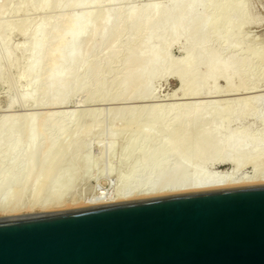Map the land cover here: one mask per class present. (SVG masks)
Masks as SVG:
<instances>
[{"label":"bare ground","instance_id":"bare-ground-1","mask_svg":"<svg viewBox=\"0 0 264 264\" xmlns=\"http://www.w3.org/2000/svg\"><path fill=\"white\" fill-rule=\"evenodd\" d=\"M98 1L101 0H35L31 5L43 9L48 8L52 3L64 7L66 5H94ZM238 6H245L244 0H241L240 3L236 1L225 3L222 0H171L170 4L166 6L149 2L141 7L131 6L125 13L124 19L119 16L117 11L114 12V15H111L109 13L111 9H102L100 16H98L99 19L96 18V12L72 13L69 16L68 26L64 28L50 27L52 22L49 18L40 20L34 26L31 22L24 23L21 26L23 34L29 35L31 32L29 30H32L31 37L29 35V43L26 46L29 59H27L23 77L27 79L28 87H35L33 90L28 88L26 92L20 93L22 103L32 101L36 104L45 97L49 98L51 102L66 101L68 95L65 90L70 85L75 84L73 68H83L84 66V53L80 48L82 42H96L94 43L96 46L109 45L111 35L117 31L123 20L130 23L132 34L135 32L145 33L146 38L139 45L136 52L128 55L124 75L119 81L120 85L124 86L121 87L124 90H129L130 93L132 92L130 90L138 92L142 89L140 94H144L140 96L146 98L149 96L148 93H150L153 78L160 73H162L160 75L172 74L178 81L180 96L188 95L191 97L190 100L185 102L173 101L175 106L172 103L170 105L173 110L175 109L172 115L154 116L155 122L159 121L158 123H160L165 120L163 131L161 130L160 142L166 146L162 152L164 157H174L175 162L171 167L160 171L158 178L151 183L145 179L141 188L136 190H133V188L130 192L128 190L123 193H105L96 199L94 196V199L91 198L87 202H85L87 200L85 198L86 200L82 201L79 206L183 190L264 181V132L261 135L259 134L260 136L250 134L245 123L233 127L234 122H243L253 114H255L256 119L262 120L264 123V109L261 112H255L253 108L255 104L257 106L258 103H263L260 101L264 97V93L257 91L259 89L253 90L255 86L257 88V86L264 84V65L261 69H258L255 64L260 60L264 63V46L260 51L248 52L250 50L247 48L240 55L237 53L240 49V42L236 38L240 28L246 23L241 14L234 12ZM94 20L97 21L98 25L92 23ZM181 38L185 39L183 55L175 61L173 59L174 62H170L169 65L167 62L168 66L160 69L168 61V48L174 41ZM213 42L217 44L214 48L211 47ZM158 45L163 49H158ZM223 49L228 50L226 55L221 54ZM4 54H7L6 58L10 61L11 52L5 50ZM255 58L260 59L259 61L256 59V61ZM202 65L206 66V72L200 75L199 67ZM1 70L0 66V73ZM90 70L91 72L94 71L95 67H90ZM219 79L224 81L222 88L216 86ZM249 83H252L253 86ZM134 87H138V91ZM252 88L253 90H251ZM201 93L205 94V98L208 99H202ZM20 94L18 93L16 97ZM212 94L220 96V98L213 99V96L210 98ZM199 95L201 100H197ZM175 97L178 98L179 96ZM14 103L12 98L9 99V106H13ZM182 103L186 107L184 113L180 112ZM172 109L171 111H173ZM35 114L31 112L27 115L28 122L25 128L26 140L24 143L16 136L13 137L14 116H12L13 119L9 118L10 121L7 118L11 122V126H8L4 132L0 130V141L12 138V142L6 148L0 149L3 152V157L6 158L0 159L2 165L13 166L16 164L15 159L18 157L17 159L23 165L25 172V168L32 167L30 161L33 158L39 156L41 159L44 157L46 149L49 150L48 147L55 144L54 140L48 136H44L45 139H39V136L45 132L42 126H40L41 128L36 126L35 119L38 117L36 118L37 114ZM63 114L60 116L62 121L55 124L59 135L62 134V123L72 119L71 112L69 115ZM53 117L46 114L39 117V119L42 118L43 121H47ZM210 121H215V124H211L210 127L196 133L197 137L192 136L194 137L192 138L191 132L185 130L187 127L203 125ZM143 134L150 135L151 132L147 130ZM218 135L221 137L218 141L211 140V137ZM145 161L147 162L146 157ZM215 162L227 164L230 169L216 171L208 169ZM48 165L45 164L46 168ZM145 165L148 166V164ZM246 165L253 167V173L251 175H239L238 172H241V169ZM39 180H36L37 183L32 187V192H35L36 196L38 194L36 190L40 186ZM3 196L9 198L7 192ZM31 196H33L31 203H34L35 196L33 193ZM35 202L37 201L35 200ZM31 203L30 206L26 205L27 208L21 207L22 209H18V205L16 209L13 205H10L12 209L14 207V210H11L9 206V210H5L6 207L2 208L0 209V215L9 213L11 215V213L16 212L20 214L24 211L48 210L57 207H72L70 206L72 205L70 200L68 201L69 204L57 200L56 203L51 204L50 201V204L46 202L44 205H36L37 207L32 206ZM74 206L78 205L74 203Z\"/></svg>","mask_w":264,"mask_h":264},{"label":"rangeland","instance_id":"rangeland-1","mask_svg":"<svg viewBox=\"0 0 264 264\" xmlns=\"http://www.w3.org/2000/svg\"><path fill=\"white\" fill-rule=\"evenodd\" d=\"M4 1L2 0L1 5H3H0L2 7H0V59L2 58L0 60L2 69L0 73V130L4 132L8 126H11L9 118H15L16 122H13L15 124L12 128L13 137L16 136L24 143L26 140L25 128L28 122L27 115L34 112V114H37L36 118L38 117V120L35 119L36 126L38 128L42 126L45 132L39 136V139L42 140L48 136L54 140L55 144L48 147L49 150L46 149L43 159H40L39 156L38 159L36 156L30 161L33 167L29 168L31 170L25 168L24 172L23 165L17 159L18 157L15 159L16 164L13 162V166L0 163V209L6 207L5 210H9L8 206L10 207V205H13L15 209L17 205L18 209L21 207L27 208L30 206L31 199H33L32 193L36 197V199L34 197V203H31L34 207L44 205L46 202L50 204V201L53 204L57 200L63 201V203H68L70 200L72 201L70 206L76 207L74 203L79 206L82 201L87 199L85 201L87 202L91 198L94 199V196L96 199L105 193H123L128 190L130 192L133 188V190L141 188L145 179L149 183L153 182L158 178L160 171L166 170L167 167L174 164L173 156L165 158L162 153L166 148L165 144L160 142L161 130L163 131L165 120L160 123H158L159 121L155 122L154 116L172 115L175 111L170 106L171 103L172 105L175 104L173 101L185 102L190 100L191 97L186 95L182 98L180 96L178 81L172 74L160 75L162 74L160 73L153 78L151 90L148 93L149 96L146 98H141L140 95L144 93L140 94L142 89L138 91V87H134L138 92L130 90L132 94L129 90L122 88L124 86L120 85L119 81H121L126 69V59L129 54L137 51L139 45L146 38L145 33L135 32L136 34H132L130 23L125 20L121 21L117 31L111 35L109 45L96 46L94 44L96 43L94 42L95 39L93 40L94 43L82 42L80 48L84 53V66L83 68L75 67L76 69L72 67L74 69L75 84L70 85L65 90L68 95L66 101L51 102L49 98L45 97L35 104L32 101L22 103L20 98V93L26 92L28 88L29 90L35 89L32 86L28 87L27 79L23 77L27 59H29L26 46L32 32V30H29L31 31L30 37L22 33L21 26L24 23L31 22L34 26L40 20L49 18L52 22L50 27L64 28L68 26L69 16L72 13L96 12V18L99 19L98 16H100L102 9H111L109 11L111 15H114V12L117 11L119 16L124 19L125 13L131 6L141 7L149 2L166 6L170 4L171 0H101L96 3L97 5L94 4L95 6L84 4L80 6L66 5L64 7L52 3L48 8L43 9L31 5L35 0H10V2L6 0L5 4ZM229 1L241 2V0H222L225 3ZM244 2L245 6H238L234 10L237 14H241L246 21L240 28V32L238 31V37L236 36L237 41L240 42V49L237 51L239 55L245 52L247 48L250 50L248 52H252L255 50L260 51L264 46V0H244ZM92 23L98 25L95 20ZM183 39L181 38L171 44L167 50L168 61L160 69L162 67L166 68L170 62L173 63L183 55L185 51L183 50L185 39ZM216 45L214 42L211 43L213 48ZM158 49L162 50L163 48L158 45ZM5 50L11 52L13 58L10 59L12 61L6 58ZM227 53V49L221 51L222 55ZM256 59L259 61L260 58ZM260 61L255 63L258 69H261L264 65ZM92 66L95 67V70L91 72L90 67ZM205 72L206 66H200L199 74L203 75ZM249 84L252 85V83ZM217 85L218 88H222L224 81L219 79ZM263 87L264 84L257 86V88L255 86L254 90L253 88L251 90L256 91L255 89H259L257 91L264 93ZM131 88L133 89V87ZM18 93L20 99L16 97ZM200 95L203 96L202 99H208L205 98V94L201 93ZM200 95L197 96L199 97L197 100H201ZM175 96L179 97L176 98ZM208 96L210 97V95ZM212 96L213 99L220 98V96L214 94L210 98ZM11 98L15 102L13 106H9V99ZM263 99L264 97L260 101L263 103H258L257 106L255 104L253 107L255 112H261L264 109ZM185 109V104L182 103L180 112H186ZM70 112L72 119L62 123L63 130L62 134L59 135L55 124L62 121L60 116L63 113V115H69ZM46 114L54 117L47 121H43L42 118L39 119V117ZM12 116L14 117L12 118ZM152 118L154 119L152 120ZM167 122L169 123V121ZM237 122L233 123V127L245 123L250 134H257L258 136L264 132V123L262 120L256 119L255 114L243 122ZM211 124H215V121L187 127L185 130L191 132V137H195L196 133L210 127ZM147 130L151 132L150 135L143 134ZM74 136L76 139H73ZM219 138H221L220 135L211 137V140L218 141ZM11 142L12 138L2 139L0 149L6 148ZM145 157L147 162H144ZM0 159H6L3 157L1 150ZM216 163L218 162H215V165L211 164V168L208 167V169L211 171L230 169L227 164ZM45 164H49L47 168ZM143 164L144 166H142ZM145 164H148V166ZM251 173H253V167L250 165H246L241 169V172H238L239 175H251ZM36 180L40 181L39 189L36 190L37 196L34 194L35 192H32V187L37 183ZM6 192L9 194V198L6 197L8 199L3 196ZM73 201L75 202L73 203ZM14 207L13 209L10 207V209L14 210ZM65 208L71 207L24 211L20 214ZM14 214H19V212L11 213V215ZM6 215H10V213Z\"/></svg>","mask_w":264,"mask_h":264},{"label":"water","instance_id":"water-1","mask_svg":"<svg viewBox=\"0 0 264 264\" xmlns=\"http://www.w3.org/2000/svg\"><path fill=\"white\" fill-rule=\"evenodd\" d=\"M0 264H264V181L0 215Z\"/></svg>","mask_w":264,"mask_h":264}]
</instances>
